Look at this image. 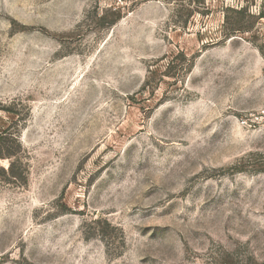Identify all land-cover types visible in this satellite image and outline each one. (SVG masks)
<instances>
[{
  "label": "rangeland",
  "instance_id": "374dc122",
  "mask_svg": "<svg viewBox=\"0 0 264 264\" xmlns=\"http://www.w3.org/2000/svg\"><path fill=\"white\" fill-rule=\"evenodd\" d=\"M2 132L0 264H264V0H0Z\"/></svg>",
  "mask_w": 264,
  "mask_h": 264
},
{
  "label": "trees",
  "instance_id": "16d2710c",
  "mask_svg": "<svg viewBox=\"0 0 264 264\" xmlns=\"http://www.w3.org/2000/svg\"><path fill=\"white\" fill-rule=\"evenodd\" d=\"M3 133L5 132H2L0 133V158H4V157H8V158H11V155H14L12 154V152L8 151L6 148H3L2 146V143H3ZM14 163L13 162H10L9 165H8V173L11 174L12 177H14V179H17V175L15 172H13V168H14ZM2 169V168H1ZM3 172H4V169H2Z\"/></svg>",
  "mask_w": 264,
  "mask_h": 264
}]
</instances>
